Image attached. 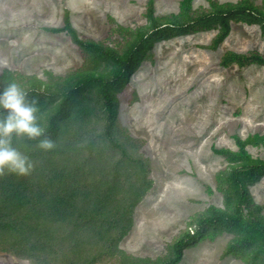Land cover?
<instances>
[{
	"label": "rangeland",
	"instance_id": "obj_1",
	"mask_svg": "<svg viewBox=\"0 0 264 264\" xmlns=\"http://www.w3.org/2000/svg\"><path fill=\"white\" fill-rule=\"evenodd\" d=\"M154 1L162 21L180 16L182 0ZM209 1L193 0V9L210 11ZM213 1L235 5L245 0ZM247 1L263 8V0ZM147 8L148 0H0V77L8 71L53 83L93 70L95 61L66 32L48 30L63 27L68 10L82 39L122 50L133 31L147 26ZM229 21L221 42L224 32L217 19L154 40L129 80L114 88V135L122 149L106 140L102 104L87 92L83 107L96 106L98 115L85 123L64 121L54 149L20 141L16 148L35 162L32 183L49 185L51 191L79 189L87 215L81 222L53 226L54 254L34 259L19 245L35 243L40 209L17 230L0 226V264L165 263L196 217L210 206L225 208L231 164L214 150L237 152V138L264 137V66L225 64L230 55L264 56V22L246 15ZM247 151L264 160V145H249ZM247 186L264 217V176L247 180ZM5 188L7 180L0 175V198ZM35 205L45 210L46 202ZM26 213L9 210L6 215L12 217L4 220L24 219ZM40 221L47 222L45 217ZM235 236L217 232L185 250L179 264H245L224 256ZM254 260L264 264V255Z\"/></svg>",
	"mask_w": 264,
	"mask_h": 264
},
{
	"label": "trees",
	"instance_id": "obj_2",
	"mask_svg": "<svg viewBox=\"0 0 264 264\" xmlns=\"http://www.w3.org/2000/svg\"><path fill=\"white\" fill-rule=\"evenodd\" d=\"M209 2L211 10L204 11L194 10L193 0H182L180 16H176L173 20L162 21L155 15V1L148 0L147 26L133 31L132 38L122 50L82 39L72 25L70 12L66 10L64 26L51 28L48 31L53 33L66 32L75 45L90 55L95 61L96 67L93 70L76 72L63 81L53 83H45L35 77H17L5 71L0 77V90L12 81L19 82L27 92L28 101L32 102L34 99L38 101L40 123L46 128V135L52 140L59 136L64 121L75 118L85 123L98 115L96 106L83 107L86 98L82 94L83 92L90 93L94 97V103L102 104L106 140L113 147L122 149L114 135L117 117L114 88L121 82L124 83L129 80L136 71L142 56L152 49L154 40H165L195 23L217 19L224 32L218 37V42H221L230 30V18L246 15L254 21L264 22V0L262 9L255 7L247 0L235 5H219L213 0ZM230 61L264 66V56L259 54L252 56L230 55L225 60V64ZM103 65L109 69L101 71L100 68ZM0 113L6 112L0 111ZM20 141L28 144L39 143V139L13 136L12 144L15 147L19 145ZM236 144L238 146L237 152L225 149L214 150L216 154L223 156L231 164L227 172L230 192L226 196L225 208L210 206L206 212L196 217L195 223H193L194 228L191 224L189 229L174 242L172 246L173 257L160 264H179L183 260L185 250L197 246L209 236H214L223 230L236 234L225 249V257L240 259L245 264H257L254 259L264 255V217L259 214L261 206L255 203L247 186V180H259L264 176V160L253 158L247 151L249 145H264V137L254 136L247 141L237 138ZM123 154L127 156L125 152ZM0 175L5 181L7 180V188L4 189L0 198V218L2 220L0 226L4 230H17L24 220L31 218L36 210L40 209L39 218L45 217L47 222L42 223L38 219L39 223L37 222L36 229L32 232L35 236V243L30 246L28 244L19 246L23 247L24 256L31 259L36 258V256L53 255L55 239L52 227L70 224L71 221L81 222L85 217L84 215H87L84 207L82 209L79 203L81 202L79 189L60 191L56 188L51 191L49 185H43L39 181L32 183L30 174L19 175L5 170ZM53 179L50 181L51 183H54ZM53 185H50L51 188ZM35 202L36 204L46 202L45 210L35 205ZM9 210H13L14 213L17 211L27 213L24 215V219L15 218L5 221V216L12 217L6 215ZM75 251H78L77 247ZM245 252L253 253L256 257L250 259L244 254Z\"/></svg>",
	"mask_w": 264,
	"mask_h": 264
},
{
	"label": "clouds",
	"instance_id": "obj_3",
	"mask_svg": "<svg viewBox=\"0 0 264 264\" xmlns=\"http://www.w3.org/2000/svg\"><path fill=\"white\" fill-rule=\"evenodd\" d=\"M0 111L6 112L0 118V173L7 170L27 175L35 162L12 144L13 136L39 139L38 147L42 150L54 149L55 141L46 135V128L40 123L38 101L29 102L19 82L12 81L0 90Z\"/></svg>",
	"mask_w": 264,
	"mask_h": 264
},
{
	"label": "bare ground",
	"instance_id": "obj_4",
	"mask_svg": "<svg viewBox=\"0 0 264 264\" xmlns=\"http://www.w3.org/2000/svg\"><path fill=\"white\" fill-rule=\"evenodd\" d=\"M184 60H185V59H184ZM158 66H159V65H158ZM164 66H165V65H164ZM208 69H209V68H208ZM200 71H201V70H200ZM205 72H206V71H205ZM142 73H143V72H142ZM187 80H188V79H187ZM197 80H198V79H197ZM191 81H192V80H191ZM199 81H200V80H199ZM195 82H196V81H195ZM188 83H189V82H188ZM192 83H193V82H192ZM218 83H219V82H218ZM190 85H191V84H190ZM211 86H212V85H211ZM218 87H219V86H218ZM211 92H212V91H211ZM203 95H204V94H203ZM136 101H137V100H136ZM136 101H135V102H136ZM225 104H226V103H225ZM157 107H159V106H157ZM157 107H156V108H157ZM151 108H152V107H151ZM208 108H209V107H208ZM153 109H154V107H153ZM157 109H158V108H157ZM237 109H238V108H237ZM154 110H156V109H154ZM192 110H193V109H192ZM153 112H154V111L152 110L151 113H153ZM201 112H202V111H201ZM151 113H150V114H151ZM158 113H159V112H158ZM165 113H167V112L165 111L164 114H165ZM153 114H154V113H153ZM153 114H151V115H153ZM156 114H157V110H156ZM234 114H235V113H234ZM158 115H159V114H158ZM162 115H163V114H162ZM187 115H188V114H187ZM160 117H161V116H160ZM221 119H222V118H221ZM220 121H221V120H220ZM226 123H227V122H226ZM184 124H185V123H184ZM186 127H187V126H186ZM216 130H217V129H216ZM216 130H215V131H216ZM182 134H183V133H182ZM196 135H197V134H196ZM196 135H195V136H196ZM179 136H180V135H179ZM203 137H204V136H203ZM181 139H182V138H181ZM201 139H202V138H201ZM174 141H175V140H174ZM178 141H179V140H178ZM185 145H186V144H185ZM160 150H161V149H160ZM199 151H200V150H199ZM177 152H178V151H177ZM194 152H195V151H194ZM190 153H191V152H190ZM169 173H170V172H169ZM164 174H165V173H164ZM206 177H207V176H206Z\"/></svg>",
	"mask_w": 264,
	"mask_h": 264
}]
</instances>
